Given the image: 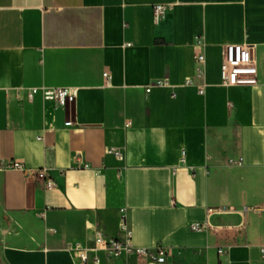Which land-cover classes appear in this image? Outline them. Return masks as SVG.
<instances>
[{
    "label": "crops",
    "instance_id": "0c3cea01",
    "mask_svg": "<svg viewBox=\"0 0 264 264\" xmlns=\"http://www.w3.org/2000/svg\"><path fill=\"white\" fill-rule=\"evenodd\" d=\"M231 43L254 46L256 85L222 84ZM42 87L79 91L61 107L30 98ZM11 161L56 185L0 170L3 264H82L76 244L127 237L124 212L133 244L166 261L90 249L86 264H264V0H0Z\"/></svg>",
    "mask_w": 264,
    "mask_h": 264
},
{
    "label": "built area",
    "instance_id": "2783aa9c",
    "mask_svg": "<svg viewBox=\"0 0 264 264\" xmlns=\"http://www.w3.org/2000/svg\"><path fill=\"white\" fill-rule=\"evenodd\" d=\"M164 6L156 7V14L158 15ZM197 62L203 64V67L198 69V77L203 78L205 74V56L203 53L196 56ZM106 77L108 74L106 73ZM222 84L226 87L240 86V85H256L258 83V63L255 56V48L248 44H226L223 46V61L221 64ZM188 84H194L193 80L187 81ZM79 89L77 87H54V88H33L30 91V98L37 93H42L45 101H53L61 107H68L75 103L78 96ZM204 93V89H201ZM110 153L115 155L119 160H124L125 156L121 149L111 148ZM18 169L29 176L47 177V185L52 188L56 185L53 178L47 176V169H28L19 161H11L4 165H0V170L3 169ZM259 209H254L255 212ZM209 221L207 223L194 222L190 225L192 230L200 231L206 230L210 227ZM121 228L127 232V237L124 240L108 237L102 233H98L93 241L92 248H85L81 243L75 245V249L80 251V262L86 264L88 261V251L90 249L104 251L111 255H133L144 261H154L163 263L168 257V249L164 245H158L154 249L145 247H138L132 242V235L129 231L126 213L122 216ZM224 250L221 249L220 252Z\"/></svg>",
    "mask_w": 264,
    "mask_h": 264
},
{
    "label": "rangeland",
    "instance_id": "374dc122",
    "mask_svg": "<svg viewBox=\"0 0 264 264\" xmlns=\"http://www.w3.org/2000/svg\"><path fill=\"white\" fill-rule=\"evenodd\" d=\"M0 256H1V247H0ZM0 264H3L0 257Z\"/></svg>",
    "mask_w": 264,
    "mask_h": 264
}]
</instances>
